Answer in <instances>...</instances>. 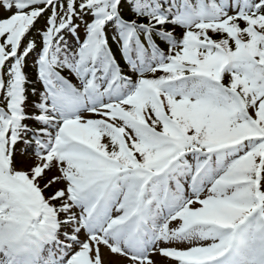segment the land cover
<instances>
[{
	"label": "snow or ice",
	"instance_id": "obj_1",
	"mask_svg": "<svg viewBox=\"0 0 264 264\" xmlns=\"http://www.w3.org/2000/svg\"><path fill=\"white\" fill-rule=\"evenodd\" d=\"M0 264H264V0H0Z\"/></svg>",
	"mask_w": 264,
	"mask_h": 264
}]
</instances>
